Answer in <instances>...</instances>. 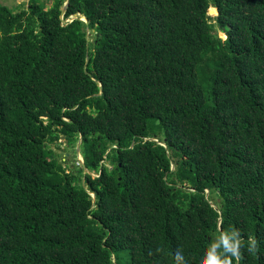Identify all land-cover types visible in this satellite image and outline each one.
<instances>
[{
	"label": "trees",
	"instance_id": "obj_1",
	"mask_svg": "<svg viewBox=\"0 0 264 264\" xmlns=\"http://www.w3.org/2000/svg\"><path fill=\"white\" fill-rule=\"evenodd\" d=\"M213 256L264 264V0L0 4V264Z\"/></svg>",
	"mask_w": 264,
	"mask_h": 264
},
{
	"label": "rangeland",
	"instance_id": "obj_2",
	"mask_svg": "<svg viewBox=\"0 0 264 264\" xmlns=\"http://www.w3.org/2000/svg\"><path fill=\"white\" fill-rule=\"evenodd\" d=\"M30 0H0V4L6 5L10 8H13L14 11L19 10L20 8H26ZM44 3V7L48 8L53 3V0H40ZM70 20V19H68ZM214 33L219 37H222L223 33L219 30L218 26L214 24L213 26ZM92 33V32H91ZM91 39V35L89 36ZM59 144H53L50 147L53 151L56 152L57 158L63 162V165L68 168H74L78 164H82V156L77 152L76 146L71 147L63 139H59ZM109 165V164H108ZM92 175H96L95 172H92ZM92 195V193H90Z\"/></svg>",
	"mask_w": 264,
	"mask_h": 264
},
{
	"label": "water",
	"instance_id": "obj_3",
	"mask_svg": "<svg viewBox=\"0 0 264 264\" xmlns=\"http://www.w3.org/2000/svg\"><path fill=\"white\" fill-rule=\"evenodd\" d=\"M67 1H65V3H64V5H63V7H62V9H61V13H60V17L61 18H63V14H64V12H65V8H66V6H67ZM76 17V14H74L72 17H71V19L70 20H72L73 18H75ZM80 18H81V20H83L86 24L88 23V19L83 15V14H80ZM86 34H85V38H86V41L87 42H89L90 41V35H91V29L90 28H88V27H86ZM87 62V61H86ZM98 85H99V92L97 93V95H100L101 93H102V86L100 85V83H98ZM153 140H156V139H153ZM79 143H80V139L78 140V142H77V146H76V150H77V152L79 153ZM80 154V153H79ZM81 163H82V165H83V161L81 160ZM83 169H84V171L85 172H87V169L83 166ZM92 197H93V193H92V195H91ZM206 196H207V191H206Z\"/></svg>",
	"mask_w": 264,
	"mask_h": 264
},
{
	"label": "clouds",
	"instance_id": "obj_4",
	"mask_svg": "<svg viewBox=\"0 0 264 264\" xmlns=\"http://www.w3.org/2000/svg\"><path fill=\"white\" fill-rule=\"evenodd\" d=\"M225 244L227 245V241L225 240ZM207 264H227V261H219L216 257L210 258V260L207 262Z\"/></svg>",
	"mask_w": 264,
	"mask_h": 264
}]
</instances>
